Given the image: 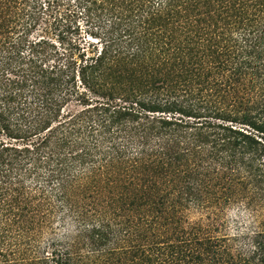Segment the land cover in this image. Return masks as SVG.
<instances>
[{"label": "trees", "instance_id": "16d2710c", "mask_svg": "<svg viewBox=\"0 0 264 264\" xmlns=\"http://www.w3.org/2000/svg\"><path fill=\"white\" fill-rule=\"evenodd\" d=\"M235 205L264 214V0H0V264H264L213 234Z\"/></svg>", "mask_w": 264, "mask_h": 264}, {"label": "rangeland", "instance_id": "374dc122", "mask_svg": "<svg viewBox=\"0 0 264 264\" xmlns=\"http://www.w3.org/2000/svg\"><path fill=\"white\" fill-rule=\"evenodd\" d=\"M264 214L252 213L243 205H235L225 211L220 218L212 222L215 236L227 238L232 253L248 254L252 250V240L259 232H264ZM190 221L201 219V214L190 211Z\"/></svg>", "mask_w": 264, "mask_h": 264}]
</instances>
